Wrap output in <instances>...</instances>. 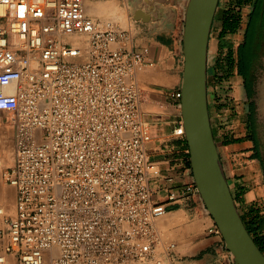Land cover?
Here are the masks:
<instances>
[{"label": "built area", "instance_id": "built-area-1", "mask_svg": "<svg viewBox=\"0 0 264 264\" xmlns=\"http://www.w3.org/2000/svg\"><path fill=\"white\" fill-rule=\"evenodd\" d=\"M87 1L0 0V125L16 151L2 169L16 211L0 206V264H167L176 247L158 225L169 209L154 201L162 172L137 81L154 63ZM174 134L186 136L184 122ZM187 177L167 201L193 197L209 213ZM208 231L223 237L214 220Z\"/></svg>", "mask_w": 264, "mask_h": 264}, {"label": "crops", "instance_id": "crops-1", "mask_svg": "<svg viewBox=\"0 0 264 264\" xmlns=\"http://www.w3.org/2000/svg\"><path fill=\"white\" fill-rule=\"evenodd\" d=\"M188 1L88 0L86 7L88 11V5L101 6L103 13H88L103 22L118 17V26L131 33L132 48L148 49V57L154 63L137 74V81L143 94L142 112L151 125L148 153L162 172L161 179L153 183L157 191L154 201L166 203L169 209L158 225L165 238L176 243L170 255H165L167 264H234L223 237L209 233L214 219L202 203L193 197L167 201L169 188L180 192L192 168L186 136L174 134V129L183 122L182 97H176L175 93L182 92ZM253 1L220 0L208 49L209 111L211 119L214 113L219 118L212 127L241 214L254 203L264 208V64L251 62L247 75L240 74L238 68L245 17ZM227 11H234L240 17L236 32L223 33L222 17ZM236 36L239 41L234 40ZM242 50L246 52L243 44ZM226 96L229 102L222 101ZM223 104H226L224 108ZM0 135L2 179L4 164L13 166L15 162L13 127L9 123L0 125ZM6 149L14 153L10 161L5 157ZM168 176L175 180L167 181ZM0 206L11 212L15 209L16 189L8 183H0ZM8 264H14L12 257Z\"/></svg>", "mask_w": 264, "mask_h": 264}, {"label": "water", "instance_id": "water-1", "mask_svg": "<svg viewBox=\"0 0 264 264\" xmlns=\"http://www.w3.org/2000/svg\"><path fill=\"white\" fill-rule=\"evenodd\" d=\"M220 0H189L184 27L181 109L191 166L202 198L234 264H264L234 198L214 135L208 96V49Z\"/></svg>", "mask_w": 264, "mask_h": 264}, {"label": "trees", "instance_id": "trees-1", "mask_svg": "<svg viewBox=\"0 0 264 264\" xmlns=\"http://www.w3.org/2000/svg\"><path fill=\"white\" fill-rule=\"evenodd\" d=\"M239 26H240V17L234 11L232 12L227 11V13L224 14V17H222L223 33L236 32ZM238 52H239V61H238L239 73L240 74L243 73L247 75L248 70H250L252 67L249 56L247 55V52L242 50V47H239ZM229 62L232 64L231 61ZM225 106L226 104H223L222 108H224ZM214 135H215V131H214ZM242 217L251 235L253 236L256 243L264 253V208L261 205L254 203L251 206H249L247 211L242 213Z\"/></svg>", "mask_w": 264, "mask_h": 264}, {"label": "flooded vegetation", "instance_id": "flooded-vegetation-1", "mask_svg": "<svg viewBox=\"0 0 264 264\" xmlns=\"http://www.w3.org/2000/svg\"><path fill=\"white\" fill-rule=\"evenodd\" d=\"M246 25L241 39L250 62L264 64V0H254L245 17Z\"/></svg>", "mask_w": 264, "mask_h": 264}, {"label": "rangeland", "instance_id": "rangeland-1", "mask_svg": "<svg viewBox=\"0 0 264 264\" xmlns=\"http://www.w3.org/2000/svg\"><path fill=\"white\" fill-rule=\"evenodd\" d=\"M108 20H111L115 25H118V17H113V18H106V21H108ZM238 36V35H237ZM235 37L234 38V40L235 41H239V39H238V37ZM264 66V65H263ZM140 72H142V71H140ZM139 73V72H138ZM219 85H221V84H219ZM221 89V88H220ZM230 101V100H229ZM228 101V102H229ZM233 109V108H232ZM217 116L215 115V113H214V119H211V121H212V124H213V122L214 123H218L219 121L217 120ZM219 119V118H218ZM1 155L3 156V153H1ZM13 155H14V153H13V151L11 150V149H6V151H5V157H6V159L8 160V161H10L11 159H12V157H13ZM12 165V163L11 164H8V165H5L4 164V166H5V168H7V167H10ZM0 183H2L3 185H6V182L3 180V179H1V170H0ZM5 207V206H4ZM5 211H6V214L8 215V216H12L13 214H15V211H16V206H15V209L13 210V212H11V210L9 209V208H7V207H5ZM14 264H15V261H14Z\"/></svg>", "mask_w": 264, "mask_h": 264}, {"label": "bare ground", "instance_id": "bare-ground-1", "mask_svg": "<svg viewBox=\"0 0 264 264\" xmlns=\"http://www.w3.org/2000/svg\"><path fill=\"white\" fill-rule=\"evenodd\" d=\"M113 2V1H112ZM115 2V1H114ZM105 3V2H104ZM103 4V3H102ZM102 4H100V5H102ZM96 5H98V4H96ZM104 6V5H103ZM101 7V6H100ZM99 7V8H100ZM105 7V6H104ZM109 7V6H108ZM98 7H96V6H89L88 5V12L90 13V14H98V13H103L104 12V10L103 9H101V11H100V9H99ZM115 8H116V6H115ZM117 8H118V6H117ZM111 9V8H110ZM106 14V13H105ZM107 17V16H106Z\"/></svg>", "mask_w": 264, "mask_h": 264}]
</instances>
